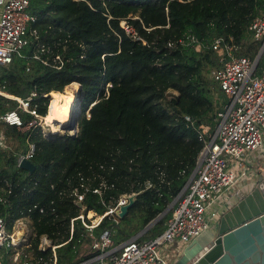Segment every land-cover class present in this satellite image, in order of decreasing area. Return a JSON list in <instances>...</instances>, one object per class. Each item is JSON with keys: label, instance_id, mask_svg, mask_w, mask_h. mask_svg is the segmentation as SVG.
Listing matches in <instances>:
<instances>
[{"label": "trees", "instance_id": "1", "mask_svg": "<svg viewBox=\"0 0 264 264\" xmlns=\"http://www.w3.org/2000/svg\"><path fill=\"white\" fill-rule=\"evenodd\" d=\"M27 11L31 42L0 65V117L15 109L24 127L0 119L7 143L0 148V218L8 232L29 219L31 264H53L41 236L56 245V264H78L98 254L92 244L104 232L118 245L181 194L203 146L200 133L216 128L228 101L211 76L220 66L211 42L223 36L233 55L254 59L261 41L248 25L264 13V0H29ZM263 65L260 57L254 73ZM72 82L79 85L77 131L44 134L39 116L50 93ZM170 90L176 93L168 97ZM30 144L31 173L18 164ZM73 189L83 194L79 202ZM132 193L123 217L106 213ZM175 204L136 239L162 232ZM90 210L102 216L92 227L83 222L91 223ZM22 247L1 245L2 263Z\"/></svg>", "mask_w": 264, "mask_h": 264}, {"label": "built area", "instance_id": "2", "mask_svg": "<svg viewBox=\"0 0 264 264\" xmlns=\"http://www.w3.org/2000/svg\"><path fill=\"white\" fill-rule=\"evenodd\" d=\"M28 4L29 0H0V65L9 63L15 53H19L22 47L31 42L26 28L27 21L32 18L27 11ZM122 24L127 32L136 35L133 27L124 21ZM248 28L253 37L261 41L259 51L260 57L264 59V13L253 17ZM186 37L199 48L200 42L194 35L188 34ZM211 47L217 52L220 61V66L212 70L211 76L228 101L217 112L215 130L207 137L200 133L203 146L187 184L175 200L176 204L165 228L152 238L138 241L135 235L118 245H113L106 231L92 244V247L99 250L98 254L78 264H172L164 255V249L169 248L173 258L179 259L183 255L180 252L184 253L199 235L215 225L220 215L218 199L221 195L235 197L242 191V182H250L256 176L264 178V163L255 162L250 165L249 159L250 153L261 148L264 142V65L255 74L256 57L251 59L248 56L233 55L231 45L223 36L214 37ZM78 89L79 85L76 96ZM31 95L34 96L35 92ZM18 100L25 110L38 116L27 100ZM185 118L189 119V116L185 115ZM0 119L21 126L20 115L15 109L7 110ZM54 132L50 130V134ZM6 146V136L0 129V148ZM33 150L34 146L30 144L28 151L20 155L19 160L30 158ZM72 193L76 202L83 197L76 189ZM128 195L122 194L106 213L116 212L121 204L128 201ZM212 205L215 208L210 210ZM80 217L83 220L82 214ZM101 217L90 224L83 222L92 227ZM19 243L22 244L19 238L6 231L0 218V246H16ZM55 246L51 245L53 264H56ZM0 264H3L1 260ZM23 264H31V261L25 260Z\"/></svg>", "mask_w": 264, "mask_h": 264}, {"label": "water", "instance_id": "3", "mask_svg": "<svg viewBox=\"0 0 264 264\" xmlns=\"http://www.w3.org/2000/svg\"><path fill=\"white\" fill-rule=\"evenodd\" d=\"M260 54L261 51H258L256 63L260 59ZM75 101L80 104V96L75 95ZM79 116L80 108L78 107L75 115L71 116V123L65 122L63 124L61 122V125H63L62 131H67L68 129H72V133L77 131ZM56 132L58 131L56 130L54 133ZM18 164L27 169L29 173L35 169V164L30 158H21ZM134 198V193L128 195V201L121 204L115 212L118 217L125 215ZM175 200L151 220L136 236L152 226L173 206ZM79 205L81 206V203ZM189 264H264L263 178L258 179L252 190L221 213L216 223V237Z\"/></svg>", "mask_w": 264, "mask_h": 264}, {"label": "rangeland", "instance_id": "4", "mask_svg": "<svg viewBox=\"0 0 264 264\" xmlns=\"http://www.w3.org/2000/svg\"><path fill=\"white\" fill-rule=\"evenodd\" d=\"M77 88H78V84L75 82H72L64 88L62 93H67V91L73 92L72 93L73 94L72 100H75V93L77 91ZM175 93H176V91L170 90L168 92V97L175 94ZM74 102L75 103L72 102L73 107H70L68 114H67V117L63 120L53 119L51 122H48L46 120L47 114L43 118H40V122L43 126L42 130L45 132V134H50V130L62 131L63 125H61V122L63 124L65 122L71 123V116H74L76 113L75 108H78V107L80 108V104L76 103V101H74ZM50 103H51V101L49 100V105H48L49 107H50ZM49 107L47 109V113H48ZM19 128L23 129L24 127L19 126ZM207 128H209V127L207 126ZM209 130H210V132H213L215 130V128L213 130L212 129H209ZM67 131L73 132L72 129H68ZM87 217L90 218V222H94L95 220H97V218L99 216L97 214H95L92 210H90L87 213ZM217 218H219V216ZM29 223H30L29 219H27V218L18 219L14 222L12 230L10 232H8L6 230L9 234H14L15 237L19 238V241H21L22 245L24 246L22 248H12L11 249V251L9 253L10 259L8 258V260L10 261L9 264H16V263L17 264H23L24 260H28V258L30 259L32 256L31 251L27 252L28 253L27 254L26 250L24 249L25 247L28 246V250H29V248H30L29 246H31V237L33 234L31 233ZM214 236H215V230L208 229V230L204 231L194 241V244H192V245H194L193 247L190 245L188 248L185 249L184 253L180 252V254H183V255L179 259L178 258L173 259L174 263L175 264H189V263H191L204 250V247L210 242V240L213 239ZM43 238H45L46 240L43 241ZM51 245H52V243H50V240L47 237H44V236L40 237L39 247H44L45 249H47V248L51 247ZM163 253H164V255H166L165 251H163ZM38 262H40V261H38Z\"/></svg>", "mask_w": 264, "mask_h": 264}, {"label": "crops", "instance_id": "5", "mask_svg": "<svg viewBox=\"0 0 264 264\" xmlns=\"http://www.w3.org/2000/svg\"><path fill=\"white\" fill-rule=\"evenodd\" d=\"M249 159L251 160V164L255 162H260V163H264V142L261 148L254 150L250 153L249 155ZM253 174V173H252ZM258 176L254 177L252 181L249 182V180L247 181V183L242 182L241 184V193L236 195L235 197H227L228 195L224 194L221 195L218 199V208L220 209V215L223 211H225L229 206H231L232 204H234L239 198L243 197L247 192H249L250 190H252L253 186L256 185L257 181H258ZM264 179V178H263ZM215 205H212L210 207V210L214 209ZM219 215V217H220ZM219 220V218H217V221ZM217 223V222H216ZM194 244V242L192 243ZM191 246L193 247L194 245ZM203 246V245H202ZM204 247V246H203ZM164 251L166 252V256L170 259L172 264H175L173 261V256L169 250V248L164 249ZM8 258L10 259V254L8 255ZM25 261V260H24ZM10 261H8L9 264ZM24 263V262H23ZM17 264V263H16Z\"/></svg>", "mask_w": 264, "mask_h": 264}, {"label": "bare ground", "instance_id": "6", "mask_svg": "<svg viewBox=\"0 0 264 264\" xmlns=\"http://www.w3.org/2000/svg\"><path fill=\"white\" fill-rule=\"evenodd\" d=\"M72 93L73 92L71 91H67V93H62V92H51L50 93L51 103H50L48 113L46 115V120L48 122H51L53 119L63 120L67 117L70 107H73V104H72L73 94Z\"/></svg>", "mask_w": 264, "mask_h": 264}, {"label": "flooded vegetation", "instance_id": "7", "mask_svg": "<svg viewBox=\"0 0 264 264\" xmlns=\"http://www.w3.org/2000/svg\"><path fill=\"white\" fill-rule=\"evenodd\" d=\"M209 229H210V230H215V236L213 237V238H215V237H216V224L213 225V226H211ZM210 241H211V240H210Z\"/></svg>", "mask_w": 264, "mask_h": 264}]
</instances>
